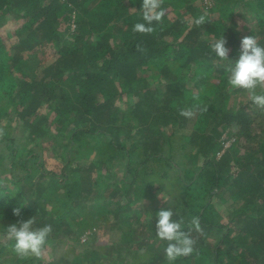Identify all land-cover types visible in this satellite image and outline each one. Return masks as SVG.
Segmentation results:
<instances>
[{
  "label": "trees",
  "instance_id": "1",
  "mask_svg": "<svg viewBox=\"0 0 264 264\" xmlns=\"http://www.w3.org/2000/svg\"><path fill=\"white\" fill-rule=\"evenodd\" d=\"M141 5L0 0V118L40 112L44 119L29 142L37 136L53 144L39 140L35 151L7 138L4 170L12 180L27 178L32 162L48 182L37 181L35 200L20 186L0 185V237L8 225L35 216L34 227L52 226V254L22 259L14 242L0 239V264H170L167 242L155 230L156 212L169 207L185 231L192 217L201 227L191 232L193 253L173 264H264V123L253 129L258 111L237 104L241 89L227 82L230 61L209 48L223 36L229 60L239 58L237 17L252 22L243 23L246 36L264 46V0H164L165 15L151 34L132 31L143 22ZM202 14L210 19L196 26ZM25 54L37 59L32 73ZM197 103L207 111H196L191 128L177 133L174 112ZM225 130L235 136L231 158L217 155ZM18 166L25 175L15 172ZM229 181L230 196L217 195ZM246 191L252 192L233 205ZM100 228L113 236L104 244L97 241Z\"/></svg>",
  "mask_w": 264,
  "mask_h": 264
},
{
  "label": "clouds",
  "instance_id": "2",
  "mask_svg": "<svg viewBox=\"0 0 264 264\" xmlns=\"http://www.w3.org/2000/svg\"><path fill=\"white\" fill-rule=\"evenodd\" d=\"M164 0H142V20L133 25L134 33L151 34L155 31L152 26L154 22H161L165 10L161 7ZM210 18L207 14L199 15L194 19V24L200 26ZM226 39L220 36L209 43L210 50L223 61H230L226 67L228 73L227 82L232 88L243 89L248 93L252 104L264 109V46H261L255 36H243L240 42V55L236 60H229V49L225 46ZM137 51H144L141 45L137 44ZM260 90L258 92L257 90ZM193 99L199 100L198 95ZM179 115L191 119L196 111L205 112L207 106L199 103L190 108H180ZM4 131L0 128V137ZM164 201L167 202L164 198ZM13 214L17 217L21 215V208L13 209ZM174 212L169 208H162L156 212L158 217L155 225L156 236L161 241H166L163 249L165 258L173 264L178 258L186 257L195 250L196 240L191 235L192 230L201 231L199 217H192L188 230H184L183 219L174 220ZM35 216L26 220L20 219L16 223L5 228L0 239L14 242L12 250L20 258L34 257L38 260L45 257L49 237L53 231L51 225L34 227Z\"/></svg>",
  "mask_w": 264,
  "mask_h": 264
},
{
  "label": "rangeland",
  "instance_id": "3",
  "mask_svg": "<svg viewBox=\"0 0 264 264\" xmlns=\"http://www.w3.org/2000/svg\"><path fill=\"white\" fill-rule=\"evenodd\" d=\"M203 2L206 4H209L211 2V0H203ZM2 23H3V19H0V24H2ZM234 23H235V27H233V29H234L233 34L238 35L241 38L243 36H246L247 32H248V28L247 29L244 28L243 23H246L248 26L252 25L251 21L242 20L239 17L235 18ZM229 32H231V31H229ZM24 57H25L23 59L24 63L28 65L27 70L29 71V73L30 72L32 73L31 66L35 64V61H37V59H35L34 57H31L29 54L28 55L25 54ZM12 63H13V61H12ZM15 73L18 74L17 71H15ZM38 74L43 75V71H40ZM257 91H260V90L258 89ZM164 92H166V91H164ZM237 94L238 95H235L234 100L237 101L238 105H244V103L246 102L247 106L244 107L245 111H258L257 116H256L257 118L255 119V122L252 125L253 129H255V127L257 125H259L258 123H264V119H263L264 118V109L258 108L254 104H252L250 99H249L248 93L245 90L241 89L237 92ZM232 100H233V97H231V101ZM231 101L229 100L227 102V104L231 105ZM8 115L9 114L0 118V128H2L3 131H5L4 135L2 136L3 138L0 141V155H5L9 149V147L6 146V144L8 143L7 138H14V143L16 145H18L19 143L20 144H26V147H33L35 151L38 150V146L36 145V143H38L39 140H41V143L43 144L42 146L49 147V146L53 145L52 143H47L46 140H48V139H45V137L44 138L41 137L39 139L35 135H34L35 138L32 141V144L29 142L30 135L32 134V133H30L31 130L33 129V127L35 125H37L38 123H41L44 119V117H42L40 112H38L37 114H35V112L29 113V114H24V116H22V117L20 116V118H17L16 120L13 119L14 118L13 113L10 115V118ZM174 117L177 121L174 124L175 130L177 133H180L181 131H188L191 128V126H192L191 119L185 118V117H183V116H181L175 112H174ZM112 126H114V128H115L117 125L112 123ZM230 128L231 127H226V130L227 129L230 130ZM132 130H133V128H132ZM226 130L221 135V138L224 139L223 140L224 141L223 142L224 147L220 152H218L217 155H220V154L226 152V153H228L229 157L231 158V157L235 156L236 149L229 147V144L234 139L235 136L233 133H230L228 136H226ZM190 150H191L190 145H188V148L184 149V151H190ZM224 150H226V151H224ZM43 152L49 154L52 152V150H51V148H49L47 151L44 149ZM186 156H188V155L186 154ZM4 158H5V161L4 160L0 161V185L8 184V185H10V187L13 190H15L17 187L20 186L21 189H23V195L24 196H27V194H29L31 196V198L33 197L32 200H35L38 196L37 188H36L37 181L41 182L42 184H46L48 182V177L47 176L39 177L38 170H36L34 165L32 164V162H30V164L26 165V167L27 166L30 167V169H29V171L31 172V173H29L30 175L28 174L27 178H25L21 181H14V180H12L10 173L8 171L4 170V162L8 161V157H6V155H5ZM95 166H96V168H99L101 171H103L101 169V164H99L98 166H97V164H95ZM113 168L117 169L116 170L117 172H120V170L122 171L120 164L114 165ZM25 170H26L25 167L18 166L16 168L15 172L18 175H25L26 174ZM38 177L40 179H38ZM230 184H231V181L225 183L224 186H222L221 188H219L216 191V194L221 195V196H225V197H229L231 187L232 186L235 187L234 184L232 186ZM239 184H240V182H238L236 184L237 187ZM250 192H252V191L242 192V194L237 196L235 199H233L231 197L233 199V205H238V204L240 205L241 203H243L244 200L246 199V196L247 195L249 196L251 194ZM159 199L160 198L158 197L155 200H151L150 202L149 201L148 202H149V204L151 203V205H154V202L158 203ZM110 220L112 221V218H110ZM100 223H102V225L104 223H106V225H107L106 221H100L99 225H101ZM86 233H87V230L80 236L81 241H83L86 238ZM96 233H97L96 234L97 241H101L100 242L101 244H104L107 240L113 238V236L110 235L111 233L109 231L103 230V228L98 229V231ZM209 238L214 239V236L211 235V236H209ZM50 244H51V242H49L47 245L45 258L51 257L52 248H51ZM258 244H260V243H258ZM58 251L59 250L57 249V252Z\"/></svg>",
  "mask_w": 264,
  "mask_h": 264
}]
</instances>
